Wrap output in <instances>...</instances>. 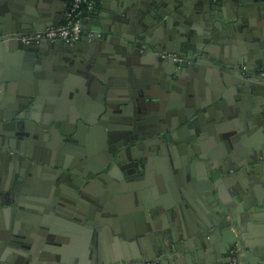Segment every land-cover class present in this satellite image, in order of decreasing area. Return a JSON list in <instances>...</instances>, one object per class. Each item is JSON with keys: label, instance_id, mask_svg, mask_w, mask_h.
<instances>
[{"label": "crops", "instance_id": "0c3cea01", "mask_svg": "<svg viewBox=\"0 0 264 264\" xmlns=\"http://www.w3.org/2000/svg\"><path fill=\"white\" fill-rule=\"evenodd\" d=\"M72 1L0 0V138L8 148L0 162L21 168L8 167L6 185L28 196L25 207L0 212V264H228L237 242L243 264H264V88L254 77L264 67V0H96L87 24L101 37L58 41L34 57L20 35L63 22ZM160 49L191 63L184 75L205 106L189 124L171 113L166 136L158 121L131 132L120 102L133 104L141 82L153 109L158 99L187 107L170 79L174 58ZM160 65L171 67L161 84ZM35 66L69 76L68 89L87 94L78 99L87 107L105 104V123L89 115L87 126L69 129V153L48 145L40 112L13 109ZM96 91L116 106L95 100ZM116 139L125 153L100 166Z\"/></svg>", "mask_w": 264, "mask_h": 264}, {"label": "water", "instance_id": "95a60500", "mask_svg": "<svg viewBox=\"0 0 264 264\" xmlns=\"http://www.w3.org/2000/svg\"><path fill=\"white\" fill-rule=\"evenodd\" d=\"M156 1H158L157 3L159 6L161 4V0H156ZM47 26L48 25L46 24L44 27H47ZM40 28H43V27H40ZM58 41H66V40L64 39H57L54 41L44 40L41 42H34V43H25L23 41V43L25 45H28L29 49H36L32 51L34 57H36L38 54V51L43 50L45 46L55 44ZM66 42L69 43L68 41ZM164 57L172 58L171 56H164ZM173 58H174L173 60L174 65L176 66L177 69L174 70L175 76L173 77L170 76V79L171 81H173V86L176 89H181L180 90L181 94H184L185 99H187V103H186L187 107L181 110V106L178 105L176 106V108L177 107H180V108H177V110L175 109V107L174 109H168L166 108L165 104L160 99H158L157 101L158 107L153 109L151 106L150 99H148L146 102L143 101L144 98L147 97L145 95L144 88L148 87V85L145 82H141V84L139 85L140 86L139 93H137L136 96L134 94L130 95L131 98H129V100H131L133 104H127L126 106L125 103L120 102L122 105H125L124 110L126 111L124 112L126 117L125 116H122V117L128 121L126 125H122V126L123 127L127 126L129 131L135 132V130L137 131L139 130V128H143L144 126L151 127L152 122L155 123L156 121H158L157 124L160 125V133L163 132V135L166 136L165 135V132L167 129L166 124L171 119L169 118L171 113L177 112V111L180 112L181 120L186 122L187 124L191 123V120H193L195 117L200 116L198 114L199 113L198 111L201 110V108H204L205 106V105H201L199 101L201 94L199 95V92H197L196 90L192 91V87L195 83L194 79L189 80L184 75V72L186 71V68H187L186 66H190L191 63H189L188 61V63L185 64L183 62V60L185 59H181L182 58L181 56H178L177 58L175 57ZM179 66L181 68H178ZM262 66L263 65H260V67L256 69L258 70ZM37 67L39 68V66H35V68H33L34 71L28 72L26 76H23L24 80L20 81V92L18 95V97L20 98L19 100H17L18 105L14 106L13 109L15 110V114L19 116H25V117H31V115L34 117V115H36L35 113L37 112L41 113V115L47 120L43 122L41 125L46 124L48 126V129H47L48 131H46L42 136L46 138L47 140L46 142H48V145H51V149L55 146H58L60 140L66 141V140H70L73 137L71 135L70 136L67 135L69 134V129L74 128L75 126L78 129H81L84 126H87L85 124V122L87 121V116L97 114V117H101L100 118L101 121H103V119L106 118V116L104 115L106 111L104 109L105 104L102 109L98 106L97 107L92 106L91 108H89L87 107L88 103L86 100H82V101L78 100L79 98L86 96L87 94L82 93V92L76 93L68 89V87L71 86L69 76L62 78V76L57 77L56 75L53 76L52 74H49V73L47 74L39 73L37 72ZM164 67L165 65H163V67H161L160 65L159 67L160 69V73H159L160 76L158 77L159 84L163 83L162 77L165 76V75L162 76L161 71H163V74L164 72H166L165 73L166 75L170 73L171 71V67H167V66L165 68ZM188 69L190 70L191 68H188ZM250 72H251V68L248 65V70L245 72V74L247 76H250ZM171 73H173V71ZM241 75H242V72H241ZM254 77L258 81H260L261 83L260 85L263 84L262 86L264 88V80L261 79L257 73H256V76ZM51 86H55L54 91L53 89H51ZM132 87L134 88L136 87V85H132ZM114 90L117 91V88L115 87ZM93 93H95L93 97L95 100L97 101L103 100V101H106V103H108L109 105L116 106V104H113L114 101L110 99L109 97L110 94H108L109 96L106 98V100H104V98H102L103 96H101L102 95L101 92L96 91V92H92V94ZM62 95L66 96L67 98L71 100H57V98ZM112 96L113 95L111 94V97ZM124 99H126V97L123 98L122 100ZM69 103H73L74 106L70 108L69 106H67ZM134 104H136V106L139 108V113L135 112L136 109L131 107L132 105L134 106ZM112 110L123 113V109L121 108L115 107V109H112ZM131 111L134 113L129 114ZM190 113H192V115H188ZM193 114H195L196 116ZM49 120L51 121L50 125L48 124ZM103 122L105 123V121ZM17 124H19V122H17ZM19 125L22 126L23 123L21 122V124ZM94 126L97 127L99 125H94ZM141 139L144 140V136L142 138L138 137V139H135L132 142H130L129 143L130 147H132L133 150L137 149L139 146L137 145L138 144L137 141ZM3 144L4 142H1V138H0V149H5V148L8 149L7 147H5L7 145H3ZM124 147L125 146L122 145L121 139H119L118 141L114 143H111V141L109 142L107 140L106 151L108 154L107 155L104 154L105 159L100 160L99 165L109 166L111 163L114 162V159L116 157H118L119 155L122 156L125 153L123 150ZM178 147L180 148V145H178ZM61 148H62V151H60L61 154H63L64 152L69 153L68 146H64ZM130 150H127V153H129ZM74 154L76 155L77 153H74ZM50 163L55 164L54 161ZM9 166H12V164L8 161L0 162V212L3 211L4 208L9 207V205L11 204L14 205V202H18L19 206L25 207V205L22 206L23 200L24 198L28 197V196L25 197V194L22 190L20 191L17 190L16 192H13L12 190L9 189L12 186L6 185L7 178H10L11 181H13V178H14V177L11 178L9 176L10 172H12L11 168L9 170L8 168ZM17 166L18 165L14 163L12 167H14L15 170H20L21 168ZM79 184H76V185H79ZM81 186L82 185H79V187ZM79 190L81 193L85 192L83 188ZM97 201L100 204L101 200L97 199ZM77 205L75 206H76V209L79 211H76L74 217L75 219H80L82 221L84 218V215L80 213L81 208L80 206H78L77 208ZM21 211H23V209ZM70 212L71 210L68 211V213ZM228 220H229L230 230L232 232L235 231L234 227L236 228V225L232 222L231 219L228 218ZM25 238H26V235L19 234L18 242L25 243L26 242Z\"/></svg>", "mask_w": 264, "mask_h": 264}, {"label": "built area", "instance_id": "2783aa9c", "mask_svg": "<svg viewBox=\"0 0 264 264\" xmlns=\"http://www.w3.org/2000/svg\"><path fill=\"white\" fill-rule=\"evenodd\" d=\"M95 9L96 0H73L63 22L25 32L20 37L25 43L57 39L75 43L84 36H100L101 31L91 29L87 24L88 14ZM242 69L246 72L248 65L243 64ZM257 74L264 80V67L258 69ZM240 248V242L231 248L228 264H243L239 254Z\"/></svg>", "mask_w": 264, "mask_h": 264}, {"label": "flooded vegetation", "instance_id": "af4514ba", "mask_svg": "<svg viewBox=\"0 0 264 264\" xmlns=\"http://www.w3.org/2000/svg\"><path fill=\"white\" fill-rule=\"evenodd\" d=\"M97 31H99V30H97ZM102 32V31H101ZM102 34H103V32H102ZM102 35H100V36H84V37H89V38H93V37H101ZM83 38V37H82ZM81 38V39H82ZM80 39V40H81ZM159 55H161V56H171V57H175V58H177L178 57V54H176V53H174L173 51H168V50H163V49H160L159 51ZM104 125V124H103ZM78 129V128H77ZM135 132H136V130H135ZM132 135H135V136H137L138 134H136V133H133ZM68 136H70V135H68ZM115 136V135H114ZM118 138H120V136L118 137ZM119 139H116V140H114V141H111V143H114V142H116V141H118ZM124 140H126V139H124ZM69 142H72V138L70 139V140H66V141H63V140H60V142H59V144H61V143H63V145L64 146H67L68 144H69ZM67 143V144H66Z\"/></svg>", "mask_w": 264, "mask_h": 264}]
</instances>
